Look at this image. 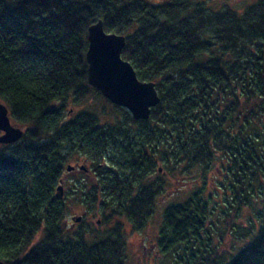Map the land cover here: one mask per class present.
<instances>
[{"label": "trees", "instance_id": "1", "mask_svg": "<svg viewBox=\"0 0 264 264\" xmlns=\"http://www.w3.org/2000/svg\"><path fill=\"white\" fill-rule=\"evenodd\" d=\"M206 7L0 0V101L23 130L0 144L2 264H126L130 234L151 217L165 172L177 180L194 174L200 185L163 210L156 246L163 264H264V0L242 11ZM99 19L105 32L124 35L120 54L138 79L155 83L160 101L147 120L88 84L86 34ZM90 95L111 106L114 123L85 109L66 118L68 106ZM76 158L89 163L93 180L69 194L100 213L104 229L63 224L67 203L56 189ZM215 161L223 173L214 182L223 192L217 216L229 226L223 234L240 237L232 218L242 210L257 224L252 231L247 221L241 234L251 238L229 260L207 224L217 191L204 189Z\"/></svg>", "mask_w": 264, "mask_h": 264}, {"label": "rangeland", "instance_id": "2", "mask_svg": "<svg viewBox=\"0 0 264 264\" xmlns=\"http://www.w3.org/2000/svg\"><path fill=\"white\" fill-rule=\"evenodd\" d=\"M159 1V0H154ZM164 1V0H163ZM203 1L206 8H209L212 11H217L221 9V7H231L235 10L242 11V9L246 5H250L254 3L256 0H199ZM69 111L67 117H70L74 112L77 110L85 109L90 110L97 114V116L100 117L101 122H111L114 123L116 120V115L111 111V106L109 104L107 105L106 102L102 100L100 97H95L93 95H90L82 104L76 106H68L67 107ZM12 124H16L13 121H11ZM17 125V124H16ZM22 129L20 125H17ZM72 165L75 168H78L79 166H84V169H76L74 171H65L62 176V185H63V193L66 198L67 208L66 212L63 218V224L65 227L73 228L78 227L80 223L83 221L85 226L87 228L92 227L93 229H104V225L101 222L100 213H98L96 210H92V212L87 213L85 209L82 207V205L76 200H74V197H72L69 194V190L74 187V184H77L78 189H82L84 185H88L89 182H91L93 179L91 178L92 175L90 174V168L89 163L82 158H76V160L69 161V166ZM220 164L219 162L215 161L213 166V171L210 172L209 176L206 179V186L204 191H206L208 194L214 190L217 191L216 195L214 193H210L211 201H210V208L212 209V214H210L208 218V223L212 225V233H214L213 243L215 245H219V249L225 250L227 252L226 259L229 260V258L237 251L239 250L245 242L250 240L251 236L249 233L245 236L241 234L242 230H244V227H248L247 221L250 219V222L253 224L251 227L252 231H255L257 228V224L254 222V220L251 218V215L246 212V210H242V214L239 215L237 220H234V217L232 218L233 221L236 222L239 226L240 237L237 238V235H234L233 233H224V230H221L222 227L228 228L227 224H224L225 219L218 218V208L221 206L222 202V195L223 192L219 190L214 189V182L215 184H219V182L222 180V172L220 171ZM194 172V171H193ZM197 173L198 171L195 170ZM162 174V171L158 172V174ZM165 180L168 181L167 186L164 188L163 192L159 195H157L155 207L153 210V213L151 217L149 218L147 224L145 227L138 232H132L130 234L128 248L127 249V260L126 264H163L164 257L159 252L157 246V236L159 234V230L162 225V213L164 208L172 203L176 202H182L186 198H188L193 190L197 188V185H200V181L195 179L194 174H188L185 179L177 180L176 178L172 177L171 175L167 174L166 172L163 173ZM178 181V182H177ZM83 185V186H82ZM88 187V186H87ZM86 187V188H87ZM209 191V192H208ZM76 217H79V221H75ZM113 220H120L124 226L125 229L130 232V226L126 222L125 218L113 216L111 217V221ZM85 221V222H84ZM223 229V228H222ZM219 239V240H218Z\"/></svg>", "mask_w": 264, "mask_h": 264}, {"label": "water", "instance_id": "3", "mask_svg": "<svg viewBox=\"0 0 264 264\" xmlns=\"http://www.w3.org/2000/svg\"><path fill=\"white\" fill-rule=\"evenodd\" d=\"M85 60L89 86L97 89L110 103L125 108L136 120H147L151 109L160 97L153 81L139 80L133 66L121 57L125 37L108 33L99 19L88 27ZM8 108L0 101V144H11L23 135V130L12 124ZM73 168L66 167L67 171ZM57 186V194H63V185ZM76 222L79 217H76ZM0 264L2 262L0 261Z\"/></svg>", "mask_w": 264, "mask_h": 264}, {"label": "flooded vegetation", "instance_id": "4", "mask_svg": "<svg viewBox=\"0 0 264 264\" xmlns=\"http://www.w3.org/2000/svg\"><path fill=\"white\" fill-rule=\"evenodd\" d=\"M76 169H84V166H79L78 168L73 167V168H71L70 171H74V170H76ZM76 171H77V170H76Z\"/></svg>", "mask_w": 264, "mask_h": 264}]
</instances>
